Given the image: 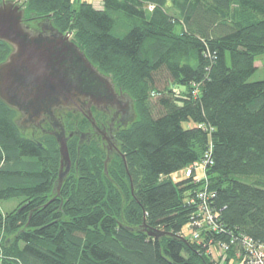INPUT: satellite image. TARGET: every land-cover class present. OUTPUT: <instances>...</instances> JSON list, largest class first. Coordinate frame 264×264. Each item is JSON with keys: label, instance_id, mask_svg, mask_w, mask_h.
Returning a JSON list of instances; mask_svg holds the SVG:
<instances>
[{"label": "trees", "instance_id": "trees-1", "mask_svg": "<svg viewBox=\"0 0 264 264\" xmlns=\"http://www.w3.org/2000/svg\"><path fill=\"white\" fill-rule=\"evenodd\" d=\"M3 1L20 4L26 26L70 35L132 99L134 119L116 135L127 173L111 156L105 174L99 143L78 153L73 137L57 194L55 140L22 134L0 102V202L20 201L0 213V264H212L209 237L180 239L197 211L188 200L204 182L171 180L210 145L209 206L226 231L213 238L244 235L264 247V81L249 82L264 54V0H103L101 10L74 0ZM10 51L0 43V63ZM75 119L64 128H89ZM143 224L174 237L135 231Z\"/></svg>", "mask_w": 264, "mask_h": 264}, {"label": "water", "instance_id": "water-1", "mask_svg": "<svg viewBox=\"0 0 264 264\" xmlns=\"http://www.w3.org/2000/svg\"><path fill=\"white\" fill-rule=\"evenodd\" d=\"M39 27L43 31L51 28L43 22ZM69 38L68 35L58 36L53 40H39V35L24 24V10L19 5L11 1L0 3V43L7 44L11 49L5 61L0 63V102L9 109L19 112L23 117L22 121L27 124L37 126L44 120L45 115H49V119H52V129L55 132L52 136L59 154V170L54 185V192L56 191L57 194L71 170V161L67 147L70 137L64 134L62 123L54 116L55 111L82 114L93 131L100 135L107 150L103 162L104 173H107V164L113 152L123 160L127 173L124 157L116 150L114 140H111L112 136L105 139L102 131H98L89 109L83 111L80 108L83 96H81L79 76L76 74L77 68H71L70 65L74 64L78 55L86 61L87 59ZM123 101L132 122L134 119L132 99L125 94ZM16 125L22 126L21 123ZM72 135H76L79 139L77 146L79 153L84 142L89 144V140H86L89 135L81 132ZM135 231L143 232L157 241L164 237H174L168 233L152 230L145 224ZM180 239L186 243L185 239Z\"/></svg>", "mask_w": 264, "mask_h": 264}, {"label": "flooded vegetation", "instance_id": "flooded-vegetation-1", "mask_svg": "<svg viewBox=\"0 0 264 264\" xmlns=\"http://www.w3.org/2000/svg\"><path fill=\"white\" fill-rule=\"evenodd\" d=\"M34 31L39 35V40L41 41L47 39L53 40L56 39L58 36H63V37L68 36L65 34L58 33L52 28L43 31L39 27V25H38V29H35ZM69 39L70 42H72L71 38ZM75 60L76 61L74 62V64H71L70 67L71 68L76 67L77 68L76 74L79 76L81 96H83L82 97L83 99L80 104V108L83 111H86V108L89 109L95 120L98 131L99 132L102 131V134L105 137V139L111 135L112 136L111 140H114L115 148L119 152L118 143L116 141V135L131 123L130 114L127 112L125 102L123 101V97L125 94H123L122 91L120 90L118 91L112 80L107 76H105L104 74H102L99 70H97L94 67V65H92L88 60L87 61L84 60V58L79 55L76 56ZM12 111L16 113V117L14 120L15 125L17 123L22 124V126L20 127L16 125V127L20 130L22 134L25 135L26 132L30 131L29 137H35L36 134H38V135L49 136L54 139V137L52 136V134L55 133L52 129L53 122L52 119H49L50 118L49 115H45L44 120L41 121L37 126H34L33 124L30 123L27 124V122L22 121L23 117L19 112H16L15 110ZM64 112L70 114H77L82 118H84L83 115L80 114L79 112H66V111H55L54 116L58 119V115L63 114ZM20 120L22 122H20ZM88 125L89 128L84 132L78 131L76 129L72 131H67L63 126L64 134L67 137H70L68 142L73 137H75L77 139L76 143L78 145L79 139L76 135H72V133L81 132L84 134H88L89 137L86 140H89V143L91 141H97L101 146L102 150L104 151L106 158L107 150L104 144L102 143V138L100 137V135L96 134V132L93 131L89 123ZM111 156H119V155L113 152Z\"/></svg>", "mask_w": 264, "mask_h": 264}, {"label": "built area", "instance_id": "built-area-1", "mask_svg": "<svg viewBox=\"0 0 264 264\" xmlns=\"http://www.w3.org/2000/svg\"><path fill=\"white\" fill-rule=\"evenodd\" d=\"M212 147L203 154L199 162L193 163L183 171L185 177L192 178L195 183L204 182V186L192 196L188 203L196 205V214L186 227L190 240L204 243L203 235L209 237L206 247L212 264H264V247L244 235H230L226 242L217 241L213 237L224 235L225 229L219 223L215 211L209 206V193L206 183V170L213 165L211 160ZM183 234L181 238H186ZM204 244V245H205Z\"/></svg>", "mask_w": 264, "mask_h": 264}, {"label": "rangeland", "instance_id": "rangeland-1", "mask_svg": "<svg viewBox=\"0 0 264 264\" xmlns=\"http://www.w3.org/2000/svg\"><path fill=\"white\" fill-rule=\"evenodd\" d=\"M102 1L103 0H74V6L75 8L78 7V5L81 3V2H87L89 4H91L95 9H98V10H101L103 8V5H102ZM20 5V4H19ZM40 23H33L32 25L28 26L29 28L35 30V29H38V25ZM180 26H176L175 27V32L176 33H179L180 32ZM70 36V35H69ZM71 37V36H70ZM72 39V37H71ZM95 67V66H94ZM97 69V67H95ZM98 70V69H97ZM108 78H110L109 76H107ZM111 79V78H110ZM259 80H264V70H258L256 71L253 76L250 78L249 82H260ZM116 87V86H115ZM117 88V87H116ZM117 90L119 91L120 89L117 88ZM121 91V90H120ZM123 93V92H122ZM125 94V93H123ZM70 113H63V114H59L58 115V119L61 121L62 125H63V121L67 118L68 120H77L75 118L78 117L77 114H71L69 115ZM189 125L187 124H183V128H188ZM67 131H72V130H67ZM26 136H29L30 135V131L26 132L25 133ZM36 136H39L38 134H36ZM186 177H185V172L184 171H179L175 174H173L171 176V180L174 182V183H179V182H183L185 181ZM19 200H15V199H12V200H9V201H1L0 202V213L1 214H5V213H9L11 211H13L19 204ZM184 234L186 236L185 239L186 240H189L190 239V236L188 234V231L187 230H184Z\"/></svg>", "mask_w": 264, "mask_h": 264}, {"label": "crops", "instance_id": "crops-1", "mask_svg": "<svg viewBox=\"0 0 264 264\" xmlns=\"http://www.w3.org/2000/svg\"><path fill=\"white\" fill-rule=\"evenodd\" d=\"M254 65H255L256 71L264 70V54L256 57ZM259 81H264V80H259Z\"/></svg>", "mask_w": 264, "mask_h": 264}]
</instances>
